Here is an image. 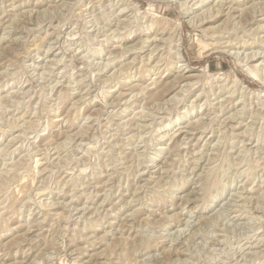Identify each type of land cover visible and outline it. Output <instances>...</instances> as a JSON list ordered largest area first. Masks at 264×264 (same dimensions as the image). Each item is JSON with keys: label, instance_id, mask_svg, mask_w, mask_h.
<instances>
[{"label": "rangeland", "instance_id": "rangeland-1", "mask_svg": "<svg viewBox=\"0 0 264 264\" xmlns=\"http://www.w3.org/2000/svg\"><path fill=\"white\" fill-rule=\"evenodd\" d=\"M0 264H264V0H0Z\"/></svg>", "mask_w": 264, "mask_h": 264}, {"label": "bare ground", "instance_id": "bare-ground-1", "mask_svg": "<svg viewBox=\"0 0 264 264\" xmlns=\"http://www.w3.org/2000/svg\"><path fill=\"white\" fill-rule=\"evenodd\" d=\"M51 48V47H50ZM231 49L229 48L228 51H230ZM257 55V53H254L252 56ZM255 74L260 75L259 71L255 70ZM260 209V208H259ZM250 220V219H249ZM254 236V235H253Z\"/></svg>", "mask_w": 264, "mask_h": 264}]
</instances>
